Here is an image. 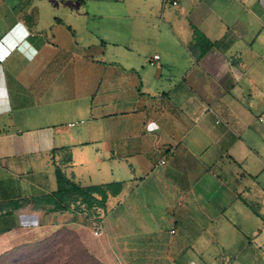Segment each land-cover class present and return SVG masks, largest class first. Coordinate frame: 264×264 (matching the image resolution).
<instances>
[{
    "label": "crops",
    "instance_id": "0c3cea01",
    "mask_svg": "<svg viewBox=\"0 0 264 264\" xmlns=\"http://www.w3.org/2000/svg\"><path fill=\"white\" fill-rule=\"evenodd\" d=\"M61 149L118 192L36 204ZM63 229L99 264H264V0H0V256Z\"/></svg>",
    "mask_w": 264,
    "mask_h": 264
},
{
    "label": "rangeland",
    "instance_id": "374dc122",
    "mask_svg": "<svg viewBox=\"0 0 264 264\" xmlns=\"http://www.w3.org/2000/svg\"><path fill=\"white\" fill-rule=\"evenodd\" d=\"M0 264H99L86 251L82 233L59 230L0 256Z\"/></svg>",
    "mask_w": 264,
    "mask_h": 264
},
{
    "label": "trees",
    "instance_id": "16d2710c",
    "mask_svg": "<svg viewBox=\"0 0 264 264\" xmlns=\"http://www.w3.org/2000/svg\"><path fill=\"white\" fill-rule=\"evenodd\" d=\"M203 36L196 31L197 44L204 43ZM64 152V158L59 164H56L55 174L57 179V190L50 195H46L35 199L36 204L49 205L54 211H68L72 204H76L79 200L89 206L103 205L108 192L116 194L118 185H95L83 187L75 181L73 177H68L64 167L71 162V155L68 149H61ZM54 154L56 151L53 152ZM95 196H100L98 200Z\"/></svg>",
    "mask_w": 264,
    "mask_h": 264
},
{
    "label": "built area",
    "instance_id": "2783aa9c",
    "mask_svg": "<svg viewBox=\"0 0 264 264\" xmlns=\"http://www.w3.org/2000/svg\"><path fill=\"white\" fill-rule=\"evenodd\" d=\"M174 5H176V2H174ZM159 59V56H154L153 60L151 61V65H154L155 64V61ZM219 122V121H218ZM74 124H71V126H73ZM163 164H165L166 162L163 161L162 162ZM94 234L96 236H101L102 234V228H101V219H96L95 220V230H94Z\"/></svg>",
    "mask_w": 264,
    "mask_h": 264
}]
</instances>
